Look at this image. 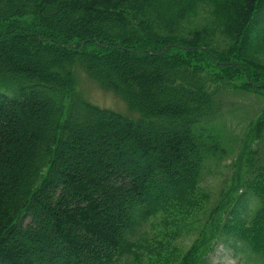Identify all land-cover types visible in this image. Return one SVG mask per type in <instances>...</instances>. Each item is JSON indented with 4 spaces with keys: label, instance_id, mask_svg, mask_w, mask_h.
<instances>
[{
    "label": "trees",
    "instance_id": "obj_1",
    "mask_svg": "<svg viewBox=\"0 0 264 264\" xmlns=\"http://www.w3.org/2000/svg\"><path fill=\"white\" fill-rule=\"evenodd\" d=\"M154 2L0 0V264H211L219 207L218 240L264 264V0L206 3L215 37L181 23L203 0ZM79 71L132 117L88 102ZM234 95L261 107L237 134ZM238 142L246 177L210 209Z\"/></svg>",
    "mask_w": 264,
    "mask_h": 264
},
{
    "label": "rangeland",
    "instance_id": "obj_2",
    "mask_svg": "<svg viewBox=\"0 0 264 264\" xmlns=\"http://www.w3.org/2000/svg\"><path fill=\"white\" fill-rule=\"evenodd\" d=\"M154 7L153 9H156L158 11H162L163 9H167L171 11V15H175L176 13L181 12V17L185 16L188 14V3L189 0H154ZM205 4L199 5V11H198V18L195 21H190L192 20V15L189 16V20H184L181 23L184 24H190V25H196L199 21L202 23L203 26L209 27L210 34L212 33V37H215V26L213 25L214 22H211L208 20V8L210 5H220V4H227L228 0H203ZM209 3V4H206ZM201 6H204L203 8ZM187 11V12H185ZM168 20V19H164ZM191 26L184 27V29H189ZM257 55L258 57L264 62V48L257 50ZM214 63H220L219 58H215ZM237 78H241L242 81L244 80V76L242 74H236ZM76 84L79 90L82 92L84 98L101 108H106L118 113H121L126 116H131L132 115L128 112L125 104L123 101H121L118 97H116L114 94L104 91L101 88H99L94 82H92L90 79L86 77L84 73L77 72L76 76ZM239 82V81H237ZM225 101H227V105L225 104L226 109H237V111L230 117L228 122L231 123L230 128L232 131H234L235 127H244L246 125V122L241 121L242 116L246 115V113H249L252 115L254 112L258 113L260 107V102L253 99L252 97H243L241 95H234L230 97H226ZM238 105L236 108L235 106ZM240 106V107H239ZM227 122V123H228ZM240 123L239 125H237ZM236 134L238 133V130L235 129ZM232 134L233 136L235 135ZM240 142L235 144L234 149H231V154L226 156L221 162L219 163V171L221 173L217 174L215 177L214 181H210L209 187L212 189L215 195H217L215 198H213L212 202L210 203V209L215 207L218 204V201L224 196L225 194L228 193L229 187L232 186L233 184V179L238 180L241 179L243 180L246 175V168L245 166V160L244 158H239L236 163V158L239 157L237 154L240 152ZM255 147V144H254ZM260 151L261 154L264 155V137H263V142L260 144ZM240 163L242 166L241 169H236V166ZM233 163V164H232ZM231 165L233 166L231 168ZM234 188V186H233ZM233 188L231 190H233ZM236 195L240 191H231L229 194V200L226 206V211L232 206L234 203L233 194ZM222 195V196H221ZM233 199V200H232ZM223 212V207H219L216 213L213 215H216V223L212 225L213 223L209 224H204L203 229H204V236L207 237V240L211 243L210 245V250H212V253L210 254V263L211 264H253L252 262H248L246 260L245 255L243 252H235L230 246L227 244L220 242L217 238L218 232L220 230V223L217 220L218 218H222ZM226 214V213H225ZM205 238V237H204ZM257 241L260 240V238L257 236ZM259 238V239H258ZM216 239V241H215ZM193 239L188 240V239H183V248H189L193 246ZM202 241V240H201ZM203 244V242H202Z\"/></svg>",
    "mask_w": 264,
    "mask_h": 264
}]
</instances>
